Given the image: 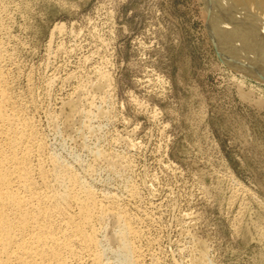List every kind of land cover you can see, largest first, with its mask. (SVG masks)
<instances>
[{"label":"rangeland","instance_id":"1","mask_svg":"<svg viewBox=\"0 0 264 264\" xmlns=\"http://www.w3.org/2000/svg\"><path fill=\"white\" fill-rule=\"evenodd\" d=\"M211 21L204 0H0L10 91L133 212L145 264H264V79Z\"/></svg>","mask_w":264,"mask_h":264},{"label":"bare ground","instance_id":"2","mask_svg":"<svg viewBox=\"0 0 264 264\" xmlns=\"http://www.w3.org/2000/svg\"><path fill=\"white\" fill-rule=\"evenodd\" d=\"M204 1L219 53L233 68L264 79V0ZM2 44L0 264H145L142 231L119 195L101 194L67 158L47 151L33 118L10 91ZM111 227L116 250L109 243Z\"/></svg>","mask_w":264,"mask_h":264}]
</instances>
